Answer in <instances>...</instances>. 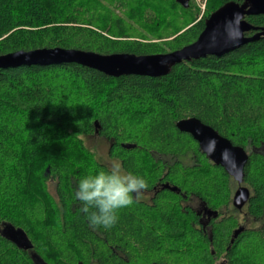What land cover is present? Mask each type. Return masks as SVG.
Listing matches in <instances>:
<instances>
[{"label": "trees", "instance_id": "trees-1", "mask_svg": "<svg viewBox=\"0 0 264 264\" xmlns=\"http://www.w3.org/2000/svg\"><path fill=\"white\" fill-rule=\"evenodd\" d=\"M226 1L206 0L197 17L194 0H0V55L167 52L195 40ZM243 18L254 27L245 35L264 26V14ZM187 116L247 151L244 213L261 216L264 35L158 76H111L78 62L0 67V222L8 225L0 264H264V223L238 217L231 175L176 127ZM92 135L149 185V197L121 209L110 229H93L75 198L80 179L109 166L87 144Z\"/></svg>", "mask_w": 264, "mask_h": 264}, {"label": "water", "instance_id": "water-1", "mask_svg": "<svg viewBox=\"0 0 264 264\" xmlns=\"http://www.w3.org/2000/svg\"><path fill=\"white\" fill-rule=\"evenodd\" d=\"M248 14H264V0H228L207 16L202 30L195 40L182 47L160 53L135 54L131 52L99 53L91 50L61 47H41L17 50L0 55V67L23 63H69L78 62L111 76L135 74L158 76L168 72L170 67L182 60L206 54L222 55L264 35L261 26L251 35L245 32L254 28L243 18ZM176 127L189 133L199 148L216 164L224 167L237 183L233 190L232 204L240 209L249 197V188L244 182V165L247 151L233 144L216 129L195 116H187L175 122ZM243 226L233 231L236 236Z\"/></svg>", "mask_w": 264, "mask_h": 264}, {"label": "clouds", "instance_id": "clouds-1", "mask_svg": "<svg viewBox=\"0 0 264 264\" xmlns=\"http://www.w3.org/2000/svg\"><path fill=\"white\" fill-rule=\"evenodd\" d=\"M148 188L143 175L127 171L119 159H112L106 170L79 180L75 198L93 229H110L118 222L120 210L138 203Z\"/></svg>", "mask_w": 264, "mask_h": 264}, {"label": "rangeland", "instance_id": "rangeland-1", "mask_svg": "<svg viewBox=\"0 0 264 264\" xmlns=\"http://www.w3.org/2000/svg\"><path fill=\"white\" fill-rule=\"evenodd\" d=\"M205 2H206V0H200V1L199 0H194V3L196 4V6L200 9V12H199L197 17H201V14H202V12L204 11V8H205ZM85 139H86L87 144L91 148H93L95 150L96 154L100 158L104 159L109 164L112 159L107 154V142L105 141V139L99 137L98 135L86 136ZM182 158L186 162L190 161V159L188 157H182ZM232 187H233V190L237 187V183L235 181L233 182ZM232 194H233V192H232ZM148 197H149V193L145 192L143 198L146 199ZM188 202L191 205H193L195 207H198V201L195 198L191 197L188 200ZM240 211L244 212V209L240 210ZM242 212L240 214H238L239 218L244 217ZM263 221H264V213H263V215L261 217H259L257 219L254 218V217H251L248 214H245V224L248 225L249 227H258ZM6 227H8V225H6L3 222H0V230H2L3 228H6ZM13 231L17 232L15 229H13ZM17 233H19L20 235L23 236V234L20 233V231H18ZM17 233H15L13 235H16ZM15 240L16 241H20L21 239L19 237H17ZM32 257L33 258H37L34 255H32Z\"/></svg>", "mask_w": 264, "mask_h": 264}, {"label": "flooded vegetation", "instance_id": "flooded-vegetation-1", "mask_svg": "<svg viewBox=\"0 0 264 264\" xmlns=\"http://www.w3.org/2000/svg\"><path fill=\"white\" fill-rule=\"evenodd\" d=\"M231 202H232V199H231ZM245 203H246V202H245ZM245 203H244V205H245ZM232 205H233V204H232ZM244 205L240 208L241 210L244 209V208H243ZM241 212H242V211H241ZM242 213H243V215H244V222H245V213H244V212H242ZM263 213H264V212H263ZM262 215H263V214H262ZM262 215H261V216H262ZM261 216H259V217H261ZM251 217H252V216H251ZM259 217H254V218L257 219V218H259ZM263 223H264V221H263L258 227H260ZM258 227H255V228H258Z\"/></svg>", "mask_w": 264, "mask_h": 264}, {"label": "built area", "instance_id": "built-area-1", "mask_svg": "<svg viewBox=\"0 0 264 264\" xmlns=\"http://www.w3.org/2000/svg\"><path fill=\"white\" fill-rule=\"evenodd\" d=\"M200 1V0H199Z\"/></svg>", "mask_w": 264, "mask_h": 264}]
</instances>
